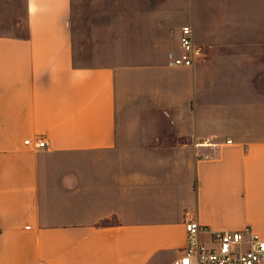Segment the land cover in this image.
Wrapping results in <instances>:
<instances>
[{
	"label": "crops",
	"instance_id": "crops-1",
	"mask_svg": "<svg viewBox=\"0 0 264 264\" xmlns=\"http://www.w3.org/2000/svg\"><path fill=\"white\" fill-rule=\"evenodd\" d=\"M188 221L264 239V0H0V264H172Z\"/></svg>",
	"mask_w": 264,
	"mask_h": 264
},
{
	"label": "built area",
	"instance_id": "built-area-1",
	"mask_svg": "<svg viewBox=\"0 0 264 264\" xmlns=\"http://www.w3.org/2000/svg\"><path fill=\"white\" fill-rule=\"evenodd\" d=\"M202 56L201 48L194 43L193 29L186 25L181 30L180 52L168 54L170 66L192 67L195 60ZM229 140L226 144H232ZM38 150H46L45 140L33 143L24 142ZM222 144L197 143V149L210 148L219 150ZM214 155L197 154L199 160H212ZM186 247L182 255L172 264H264V239L254 234L251 229L244 232L211 231L196 221L186 223Z\"/></svg>",
	"mask_w": 264,
	"mask_h": 264
},
{
	"label": "rangeland",
	"instance_id": "rangeland-1",
	"mask_svg": "<svg viewBox=\"0 0 264 264\" xmlns=\"http://www.w3.org/2000/svg\"><path fill=\"white\" fill-rule=\"evenodd\" d=\"M22 30H25V28H23Z\"/></svg>",
	"mask_w": 264,
	"mask_h": 264
}]
</instances>
